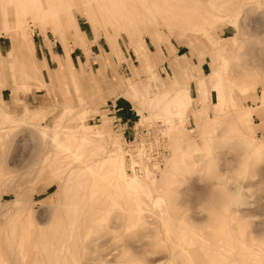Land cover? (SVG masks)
<instances>
[{"label":"rangeland","instance_id":"1","mask_svg":"<svg viewBox=\"0 0 264 264\" xmlns=\"http://www.w3.org/2000/svg\"><path fill=\"white\" fill-rule=\"evenodd\" d=\"M130 262L264 264V0H0V264Z\"/></svg>","mask_w":264,"mask_h":264},{"label":"built area","instance_id":"2","mask_svg":"<svg viewBox=\"0 0 264 264\" xmlns=\"http://www.w3.org/2000/svg\"><path fill=\"white\" fill-rule=\"evenodd\" d=\"M152 135L153 132H151L150 129H135V131L132 132L131 139H129L127 145H144V148L146 149V147L148 148L149 144L151 143L149 140L152 138ZM156 139L158 140L157 148L155 150L149 149L146 158L135 157L138 156L137 153L133 155L130 154L131 156H127V169L129 172L138 175L145 172V168H143L144 165H141L143 161L146 162L147 169L155 172L156 168L160 165L162 158L167 153L164 139L160 136H157Z\"/></svg>","mask_w":264,"mask_h":264},{"label":"bare ground","instance_id":"3","mask_svg":"<svg viewBox=\"0 0 264 264\" xmlns=\"http://www.w3.org/2000/svg\"><path fill=\"white\" fill-rule=\"evenodd\" d=\"M246 1H248V0H246ZM14 45V42L12 41V46ZM40 136V135H39ZM54 137V136H53ZM42 139V138H41ZM56 139V138H55ZM54 139V140H55ZM40 142V141H39ZM37 143V142H36ZM38 144V143H37ZM36 144V145H37ZM121 148V147H120ZM120 152V151H119ZM122 153V152H121ZM119 154V153H118ZM110 159V158H109ZM111 160V159H110ZM112 161V160H111ZM114 169H115V167H114ZM120 170V169H119ZM124 172V171H123ZM120 173V172H119ZM148 173V172H147ZM121 174V173H120ZM119 174V175H120ZM127 175V174H126ZM145 175H146V173H145ZM149 176V175H148ZM125 177V176H124ZM127 177V176H126ZM129 177H130V175H129ZM138 177V176H137ZM137 177H131V178H128V180H126L125 181V184L129 187V186H135L137 189H138V187H140V184H141V182H140V180H138V178ZM121 178V177H120ZM147 178V177H146ZM124 179V178H123ZM149 180V179H148ZM152 181V180H151ZM152 184V183H151ZM146 187V186H145ZM129 189V188H128ZM125 192V191H124ZM133 198V197H132ZM37 251V250H36ZM75 254V253H74Z\"/></svg>","mask_w":264,"mask_h":264},{"label":"crops","instance_id":"4","mask_svg":"<svg viewBox=\"0 0 264 264\" xmlns=\"http://www.w3.org/2000/svg\"><path fill=\"white\" fill-rule=\"evenodd\" d=\"M111 46H112V49H115V47H114L113 44H111ZM140 55H141L142 57H146V56H147V54H146V50L143 49V51L140 52ZM54 56H55V54H54ZM63 58H65V57L62 56V59H63ZM69 59H70V61H71L70 55H69ZM165 102H166V103L164 104L163 108H164L166 111H168V110H167V107H168V105L170 104V102H169V101H165Z\"/></svg>","mask_w":264,"mask_h":264},{"label":"clouds","instance_id":"5","mask_svg":"<svg viewBox=\"0 0 264 264\" xmlns=\"http://www.w3.org/2000/svg\"><path fill=\"white\" fill-rule=\"evenodd\" d=\"M130 264H134V262H130Z\"/></svg>","mask_w":264,"mask_h":264}]
</instances>
